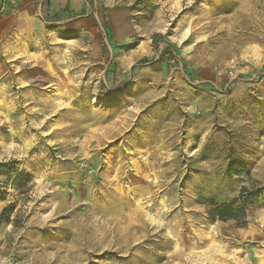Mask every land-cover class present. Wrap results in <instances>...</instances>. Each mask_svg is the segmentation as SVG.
Here are the masks:
<instances>
[{
    "label": "rangeland",
    "instance_id": "rangeland-1",
    "mask_svg": "<svg viewBox=\"0 0 264 264\" xmlns=\"http://www.w3.org/2000/svg\"><path fill=\"white\" fill-rule=\"evenodd\" d=\"M82 4L0 45V264H264V0Z\"/></svg>",
    "mask_w": 264,
    "mask_h": 264
},
{
    "label": "crops",
    "instance_id": "crops-1",
    "mask_svg": "<svg viewBox=\"0 0 264 264\" xmlns=\"http://www.w3.org/2000/svg\"><path fill=\"white\" fill-rule=\"evenodd\" d=\"M82 8V0H0V45L9 36L29 34L48 21L62 23ZM87 23L88 19L83 18L72 25L80 27Z\"/></svg>",
    "mask_w": 264,
    "mask_h": 264
},
{
    "label": "trees",
    "instance_id": "trees-1",
    "mask_svg": "<svg viewBox=\"0 0 264 264\" xmlns=\"http://www.w3.org/2000/svg\"><path fill=\"white\" fill-rule=\"evenodd\" d=\"M229 170H231V168H229ZM244 191L245 189L241 191V194L239 195L238 198H235L230 202H222L219 204H215L214 209L211 211V217H216L223 220V219L235 218L236 212H240L241 214L244 213L245 205H246L245 203H247V200L243 198ZM256 195L250 196L249 198L255 199L257 197Z\"/></svg>",
    "mask_w": 264,
    "mask_h": 264
}]
</instances>
